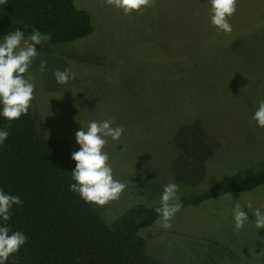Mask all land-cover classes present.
I'll list each match as a JSON object with an SVG mask.
<instances>
[{
  "label": "rangeland",
  "instance_id": "374dc122",
  "mask_svg": "<svg viewBox=\"0 0 264 264\" xmlns=\"http://www.w3.org/2000/svg\"><path fill=\"white\" fill-rule=\"evenodd\" d=\"M74 3L90 13L93 31L72 42L36 46L31 107L48 134L69 136L75 144L79 121L86 126L89 120H112L113 126H123L120 141L109 138L105 151L114 178L131 185L125 197L145 189L148 172L162 195L168 183L200 182V187L204 176L232 171L220 165L232 149L246 156L251 145L250 153L264 155L255 126L239 119L253 116L264 101V0H238L229 18L231 33L211 24L209 0H151L150 7L129 15L108 0ZM227 42L243 60L237 65L232 58L224 69L210 66L211 55L225 54ZM41 61L45 72L39 70ZM174 63L197 72L182 82L163 80L161 71ZM66 68L75 78L56 83L53 73ZM234 84L231 100L226 92L220 95L219 85ZM205 133L228 143L223 155L206 145ZM245 160L244 165L255 162ZM125 190L116 206L129 202ZM237 194L181 209L168 228L161 217L150 234L183 264H264V229L256 228L254 216L257 208L264 211V185ZM237 204L249 216L239 230L233 221ZM150 243L157 256L171 258Z\"/></svg>",
  "mask_w": 264,
  "mask_h": 264
},
{
  "label": "trees",
  "instance_id": "16d2710c",
  "mask_svg": "<svg viewBox=\"0 0 264 264\" xmlns=\"http://www.w3.org/2000/svg\"><path fill=\"white\" fill-rule=\"evenodd\" d=\"M17 28L24 31L25 37L38 29L49 35L51 43L60 44L88 36L93 24L90 13L77 7L74 0H0V37ZM226 48L225 54L211 55L210 66L217 64L224 69L232 58L237 65L239 59L243 60L233 44L227 42ZM171 66L161 71L163 80L182 82L192 79L197 72H190L180 63ZM196 76L199 77L198 73ZM236 84L219 85L220 95L226 92L227 100H231ZM212 104L210 100L208 105ZM243 118L239 119L255 126L264 150L261 137L264 131L257 127L251 115ZM0 128L9 132L8 140L0 146V188L18 195L23 201L22 206L12 209L7 223L13 231H21L28 237L19 253L10 256L7 264H183L161 249L150 234L149 229L161 218L157 212L161 207V195L147 169L143 170L149 175L144 185L142 183L145 189L137 190V186L132 185L137 191L127 197L126 190L123 193L129 202L116 206L114 201L97 207L69 191V184L74 182L71 171L75 168L71 153L79 148L69 136L48 134L32 107L19 120L7 121L0 117ZM204 135H207L206 145L223 155L228 143H219L218 135ZM249 147L246 156L240 154L242 149L229 151L228 159L220 165L226 169L234 167L232 171L220 177L205 174L200 187L197 185L200 182L178 185L181 209L263 186L264 155L255 154V150L250 153ZM245 157L255 162L244 165ZM130 162L132 166L135 163L132 159ZM150 242L171 258L157 256Z\"/></svg>",
  "mask_w": 264,
  "mask_h": 264
},
{
  "label": "clouds",
  "instance_id": "9594fccd",
  "mask_svg": "<svg viewBox=\"0 0 264 264\" xmlns=\"http://www.w3.org/2000/svg\"><path fill=\"white\" fill-rule=\"evenodd\" d=\"M108 2L123 11L125 15L138 12L151 6V0H108ZM238 0H209L210 22L218 30L225 33L233 31L229 18L237 11ZM47 34L38 29L25 37L22 29L6 33L0 37V117L7 121L19 120L27 115L32 106L36 85L31 76L34 59L39 55L37 45L42 46L49 41ZM40 72L47 71V64L40 63ZM27 74V75H26ZM56 83L64 85L75 78L69 68L53 73ZM252 119L257 127L264 128V101H260L253 113ZM75 133V140L79 148L71 153L75 161V168L71 171L69 191L79 195L85 203L104 206L120 198L127 187L126 183L114 178V171L110 157L105 151L109 138L120 141L125 134L123 126H113L112 120H89ZM9 132L0 128V146L8 140ZM179 186L175 182L164 186L161 195V207L157 212L162 217L164 227L181 209L182 202L177 198ZM23 201L18 195L6 192L0 188V264H7L9 257L19 253L27 242V235L21 231H13L8 225L12 209L22 206ZM251 207V204L248 205ZM255 226L264 229V211L257 208ZM248 213L239 204L233 210V221L236 229H242L248 221Z\"/></svg>",
  "mask_w": 264,
  "mask_h": 264
}]
</instances>
